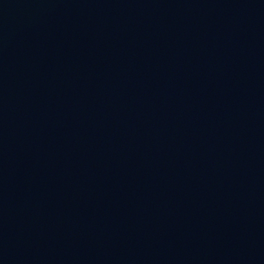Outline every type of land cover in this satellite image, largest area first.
Listing matches in <instances>:
<instances>
[{"label": "water", "instance_id": "1", "mask_svg": "<svg viewBox=\"0 0 264 264\" xmlns=\"http://www.w3.org/2000/svg\"><path fill=\"white\" fill-rule=\"evenodd\" d=\"M0 264H264V0H0Z\"/></svg>", "mask_w": 264, "mask_h": 264}]
</instances>
